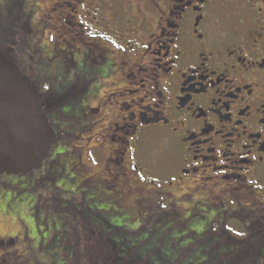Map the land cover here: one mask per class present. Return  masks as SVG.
Wrapping results in <instances>:
<instances>
[{"label":"flooded vegetation","instance_id":"flooded-vegetation-1","mask_svg":"<svg viewBox=\"0 0 264 264\" xmlns=\"http://www.w3.org/2000/svg\"><path fill=\"white\" fill-rule=\"evenodd\" d=\"M0 26L57 135L41 178L78 198V242L165 226L226 238L214 264H264V0H0ZM9 177L0 264H53L58 217Z\"/></svg>","mask_w":264,"mask_h":264},{"label":"water","instance_id":"water-1","mask_svg":"<svg viewBox=\"0 0 264 264\" xmlns=\"http://www.w3.org/2000/svg\"><path fill=\"white\" fill-rule=\"evenodd\" d=\"M56 136L39 91L14 61L0 54V175L41 169Z\"/></svg>","mask_w":264,"mask_h":264},{"label":"trees","instance_id":"trees-1","mask_svg":"<svg viewBox=\"0 0 264 264\" xmlns=\"http://www.w3.org/2000/svg\"><path fill=\"white\" fill-rule=\"evenodd\" d=\"M202 237L195 238L188 234L185 237L186 244L182 245L183 238H179L177 233H154L152 236L65 243L59 244V248L61 252L75 244V264H214L219 248L223 249L220 243L225 245L228 241L219 234L207 233ZM79 239L80 236L77 241ZM51 253L54 255L53 251ZM58 259L55 257L53 264H58L60 258Z\"/></svg>","mask_w":264,"mask_h":264},{"label":"rangeland","instance_id":"rangeland-1","mask_svg":"<svg viewBox=\"0 0 264 264\" xmlns=\"http://www.w3.org/2000/svg\"><path fill=\"white\" fill-rule=\"evenodd\" d=\"M37 25V28L40 27L39 20L35 22ZM2 27L0 26V47L2 46V43L5 42V36L3 35L2 32ZM1 52V48H0ZM34 79V78H33ZM35 83H38L39 89H41V83L38 81V79H34ZM51 156L47 161L44 162V169H40V171H34L32 173H29V175H18V177H9L7 178L9 181L18 184L22 183L28 184L29 182H34V190H32L33 196L38 198L43 203H46L48 206V209L53 210V213L56 217L59 219V225L54 229L53 232L50 231H44L42 232L41 235V242L43 245H51L52 251L55 255V257L58 259L60 258V262L58 264H75V258L77 254V246L75 244L69 245L68 247L65 248V250H62L60 252L59 244H65V243H76L78 242V236L82 233L80 226L78 225L79 220L76 219L79 214L82 213V209L80 208L81 206L77 203V199L74 198L76 202H72V198L69 196H66L65 194H61V189H50L49 185L51 182V177L47 180H43L41 177L43 176L44 173L47 172V164L50 161ZM59 185V183L57 184ZM69 192L72 190L69 189ZM60 192V194H59ZM7 196H12L14 194L9 193L6 194ZM27 195L26 193H19L17 198L14 201V205L12 208L14 210L18 209L16 206L18 205L19 201H27ZM62 195V196H61ZM16 197V196H15ZM31 197L30 201H33V198ZM0 199L2 201L3 198L0 196ZM73 200V201H74ZM28 214V217L31 218V213L27 210H22ZM77 220V221H76ZM165 226L163 228L159 227H153V231L156 234L162 235L163 230L165 231ZM117 228L114 229L116 231ZM135 232L139 230V227L135 226ZM178 231L176 230L173 233H168V234H174L177 233ZM89 233V231H88ZM179 238H183V241L181 242L182 245L186 244V236L185 233H177ZM91 235V234H90ZM141 236H148V232L143 230L141 231L140 234L135 235L134 237H141ZM89 238V236H88ZM119 238H130V236L124 235L122 232H117L114 235H108L105 236L102 240H108V239H119ZM47 241V242H46ZM58 245V247H57ZM61 247V246H60ZM76 251V252H75ZM75 252V255H74ZM195 258V255L192 256V259Z\"/></svg>","mask_w":264,"mask_h":264}]
</instances>
